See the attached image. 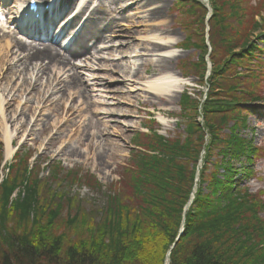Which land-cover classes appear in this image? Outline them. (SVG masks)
<instances>
[{
	"label": "trees",
	"instance_id": "trees-1",
	"mask_svg": "<svg viewBox=\"0 0 264 264\" xmlns=\"http://www.w3.org/2000/svg\"><path fill=\"white\" fill-rule=\"evenodd\" d=\"M210 1L215 10L209 21V54L205 5L175 0L184 19L179 24L188 32L183 48L199 53L198 60L183 62V72L195 74L205 85L207 54L212 64L206 102L183 97L182 137L165 138L152 129L135 138L139 152L121 173L122 182L131 178L132 190L116 191L115 185L104 206L91 212L83 210L80 201V210L70 207L64 214V201L77 207L79 201L52 191L49 185L56 171L50 170L53 179L47 182V177L39 176L40 165L31 168L29 156L17 155V163L9 167L8 178L0 185V264H54L61 261L60 255L64 264H165L168 250L170 264H264V257H256L264 249L263 192L252 193L233 179L239 171L235 164L243 158L249 165L241 175L251 180L254 162L261 156V148L240 137V131L248 129L247 104L264 100L263 51L252 42L254 34L264 30V0L250 8L244 5L246 0ZM200 115L203 127L197 119ZM203 150L204 166L197 175ZM222 168L227 174L219 172ZM209 169L213 171L207 174ZM66 172L75 185L101 191L91 177L79 179L75 172ZM197 177L200 186L186 211ZM17 189L20 195L24 190V198L11 200ZM42 189L48 198L44 197L45 203L40 200ZM184 221V235L172 250ZM62 227L76 228L75 240L64 237ZM67 240L68 245H61Z\"/></svg>",
	"mask_w": 264,
	"mask_h": 264
},
{
	"label": "bare ground",
	"instance_id": "bare-ground-1",
	"mask_svg": "<svg viewBox=\"0 0 264 264\" xmlns=\"http://www.w3.org/2000/svg\"><path fill=\"white\" fill-rule=\"evenodd\" d=\"M74 1L65 0L67 8L73 5ZM136 1L142 0H133L134 4L130 7L133 8L126 7L125 12L120 16L148 8L155 2V0H143L144 3L138 5ZM12 2L8 11L18 17L20 8L26 2L24 0H12ZM90 5L91 1L83 0L79 13L68 24L70 29L75 28L82 17L91 10ZM161 13V8L153 7L141 13L143 16L139 14L134 16L143 20L142 22L148 19L153 23L160 20ZM14 18L9 17L6 23L9 27L5 25L4 28H0V135L5 143L6 161L14 154L12 145L18 132H22L26 127L33 128L40 124L42 127L38 133L50 130L55 136L51 137L53 141L61 138L69 140L70 137L87 140L94 136L89 126L92 124V119L96 118L95 121L101 128H98L95 134L101 138L96 143L97 152L94 154V161L95 166L104 168L103 159L108 156L106 146L113 142L110 131L115 129L112 127H120L121 130L117 131L118 137L124 136L134 128L131 125L133 121L121 122L122 126H115V121L111 119L115 116L134 119L135 116L130 113L133 112V103L140 98L147 96L148 102L152 100L155 104L157 102L154 100H158V97L172 100L176 95H182L183 88L187 85L176 67L169 71L170 62L178 56L176 47L179 42L151 34L154 33L153 28L149 31L144 29L150 33L148 36L146 34L147 37L142 38L144 34L141 32L143 35L139 37L142 39L139 42L142 48L131 41H124L127 36H120L123 40H113L109 36L110 32L118 31L123 26L119 25L117 20L109 21L101 17L98 9L93 8L74 44L69 49H63L57 47L58 45L53 41H50L49 45L29 43L30 39L39 41L38 36L29 34L30 31L21 28ZM141 27L139 28L143 29ZM19 35L25 36L27 40L19 38ZM94 41L97 43L91 48L90 45ZM133 50L135 52H132ZM149 64L155 67L151 76H148L146 70ZM100 73L118 75L122 81H110L111 78L99 76ZM3 80L7 84H3ZM120 83L121 88L119 85L116 88V84ZM111 93L114 97H111ZM113 99L116 100L115 103H111ZM15 106L17 110L12 111V107ZM62 106L65 116L60 120L58 115L53 114H59ZM94 107L96 110H93ZM100 107L103 108L100 110ZM106 107L108 109H105ZM21 109L23 115L19 116L18 112ZM25 112L28 113V120L24 119ZM50 116H54V119L52 120ZM162 121L165 125V119ZM70 127L73 128L68 130ZM26 132L28 131L23 132L20 143ZM33 133L27 134V137L34 138L37 135L35 129ZM81 142L82 140L78 141ZM116 143L121 147L118 141ZM89 147L90 145L87 144L84 151L79 152L78 147L76 149L65 144L59 149L65 156V154L76 155L77 152L86 154ZM110 155L109 159L114 156L113 151Z\"/></svg>",
	"mask_w": 264,
	"mask_h": 264
},
{
	"label": "rangeland",
	"instance_id": "rangeland-1",
	"mask_svg": "<svg viewBox=\"0 0 264 264\" xmlns=\"http://www.w3.org/2000/svg\"><path fill=\"white\" fill-rule=\"evenodd\" d=\"M93 1L94 3H97V0H93ZM132 1L133 0H105V1L100 0L98 1V3L101 4L100 7L102 9V12L100 13L104 15L112 14L110 18L113 20L117 18V23L123 26L118 31L110 32L109 36L113 40H119V39L123 40L121 37L127 36V38H125L124 41H127V42L131 41V43L142 48L139 42L142 39H140L139 37L143 34L144 36H142V38L147 37L148 34L150 35L148 31L153 28L152 30L154 31V33H151V34H158L161 37L163 36L166 38H171V40L178 41L179 43L176 47L178 56L170 62L169 71L173 69V67H176L177 71L181 74L182 79L187 82V85L183 88V91H184L183 94L180 96L176 95V97H174L172 100H168L167 98L161 99L160 97H158V100H154L155 102H157V104L153 103L152 100L151 102H148L149 99H147L146 98L147 96H145L144 98H140L139 101H136L135 103H133L134 108H133V112L130 113V115L135 116L134 119L133 118L126 119V118H121L119 116H115L114 118H112L111 120H114L116 123V124L114 123L115 126L116 125L122 126V123L133 121L134 123H132L131 125H133L134 128L130 129L124 136L118 137L117 131L121 130L120 127L119 128L114 127L113 124H111L113 126L112 128H114L115 130L110 131V134L112 136L111 139H113V142L110 143L109 146H106V148L108 149L107 150L108 156L104 157L103 159L104 168L95 166V161H94V154H96L97 152L96 143L98 139L101 138V137H97V134H95L98 128H101L99 124L95 121L96 118L92 119V124H90L89 126L90 132H93L94 136H92L91 138L87 140L86 138L70 137L69 140L61 138V139H54L53 141L51 137L54 134L52 135L50 133V130L43 131L41 134L38 133L39 129H41L42 127L40 124H38L40 126L35 125V127L33 128L31 126L26 127L23 129L22 132L20 133L18 132V135L16 136V139L12 145V148H14V154L12 155L11 159H9L8 161H6L5 159V143L3 141V137L0 135V158H1L0 182L1 181L3 182L5 179L8 178L9 166L17 163L16 155L20 151L19 155L30 157L29 165L31 167H32V164H35V163H37V165H40L41 172L39 176L40 178L42 176L47 177V180H46L47 182L52 181L53 179L52 177L53 174H50V170L56 171L57 173L56 178L53 184L49 185L51 186L52 191H54V193H63L65 197L67 195L69 198L76 197L77 201H79L77 203L78 207L76 206L74 202H70L71 205L69 204L70 205L69 206L64 201V206L66 207L65 208L66 210L63 211L64 214H66V212L70 209V207L75 208V209L78 208V210H80L81 209L80 201L82 202L83 210H87L91 212V210L94 208L98 209L104 206L106 202V195L113 192L115 185H118L115 188L116 191L118 189L119 191H122L123 189L128 192H129V189L132 190L131 189L132 188L131 178L128 180V183L126 184L124 181L122 182L123 180L122 175L124 173L123 174L121 173L123 169L128 168L131 162L130 158H132V156H135L137 154L136 152H139L137 147L134 145L135 138H137L140 135L149 133V131L152 129L159 130L160 133L167 138L173 139L177 135L178 137H182V135H180L178 131L184 132V129L186 128L184 125L185 123L182 120L183 113H182V108H181L184 95H187V96L198 95L197 97L204 98L205 94L208 93L207 87L199 83L198 78L196 77L195 74H193L192 77L187 78V75L183 72L181 68L183 65V62H185L188 58H194L195 60H198L199 53H197L196 50L194 49L192 50L183 49V46L185 44V39L187 37L188 32H186L187 30H185L184 27H181L179 24V22L180 21L183 22L184 19L181 20L182 13L180 10H178V8H176L175 0H155L154 4H151L148 8H145L142 10L139 9L140 11L137 10L130 14L126 13L121 17L119 15V12H122V9L125 6H130L132 4ZM204 1H203V4L206 5ZM247 1L248 3L246 4ZM258 1L259 0H246L244 5L250 8L251 6H256V3ZM242 2L244 3L243 0ZM212 4L213 3L211 1L210 9L213 12L215 8ZM153 7H158L162 9V13L159 17L160 18L159 21H154L152 23L148 21L147 19V21L145 20V22H142L143 20H139L135 18L134 16L135 14L136 15L139 14V16H143V14L141 13ZM115 10L117 11V13L115 12ZM125 16H127V18L129 19L132 18L130 22H127L129 21V19L125 18ZM262 16L264 18V13L262 14ZM258 21H260V19ZM261 23L262 24L264 23V19L262 20ZM152 24H155V25L153 26ZM139 27L143 29H140ZM144 29L145 30L147 29L148 31H144ZM113 30H116V29L113 28ZM141 32L143 34H141ZM258 40L259 42H256V43H258L259 47L263 48L264 50V44H262V41H263L262 38ZM132 52H135V50H133ZM208 55L209 54H207V56ZM261 60H264V53L262 55ZM158 69H161V68L158 67ZM263 69H264V66L262 70ZM142 70L141 72L143 73L144 70L143 71ZM146 70L148 71L147 72L148 76H151L153 74L152 70H155V67L149 64L148 67H146ZM4 71H5V68H4ZM117 71L120 72L119 70ZM99 76L106 77L109 79L111 78L110 81H114V80L122 81L121 80L122 78L120 76L118 75L115 76L111 73H100ZM148 76L145 75V77H148ZM4 80L2 81V83L7 84V82ZM118 85L121 88V83L116 84V88L118 87ZM110 95L111 97H114L113 93H111ZM261 97L264 98V88L262 89ZM113 100L112 101L110 100L111 103L116 102V100L114 101ZM101 108L103 107H100V110ZM105 109H108V107H106ZM16 110H17V106L12 107V111H16ZM63 110H64V107L62 106V110H59V114H53V115H58L57 116L58 119L61 120L65 116V113ZM93 110H96V108L94 107ZM22 113L23 111L21 109V111L18 112V115L22 116L23 115ZM25 113H24L25 114L24 119L28 120V117H29L27 115L28 113L27 112ZM89 113H88V116H89ZM53 117L54 116H50L52 120L54 119ZM154 117L158 119V121L151 119ZM162 119H165V122H166L165 125L163 124ZM199 123L202 125V127L205 125L204 120H202ZM86 125L87 124H84V126ZM166 125L168 127H166ZM247 125H248V129L240 131L241 132L240 137H243L247 141H252L254 147H258V148L262 147L260 150V155L262 156L260 157L258 156V159L255 160L254 162L253 179L248 181L241 175L243 174L242 172L243 169L249 165V163L242 161L243 158L242 160H240L239 162L235 164V168L238 169L239 171L233 176V179H239L241 183H243L244 185L246 184L247 187L250 189V191L254 193L257 191H264V156H263L264 154V108L259 109V110H251V114L248 115ZM72 128L73 127H70L68 128V130H71ZM34 129L37 135H35V137L33 136L34 138H31L32 136L27 137V134L28 135L34 134L33 133ZM26 130L28 132H26L27 134L24 135L25 137H23L20 143L22 134H24L23 132H25ZM141 132H143V134ZM226 132L230 133L228 130ZM209 138L210 136L208 132H206L207 144L209 142ZM79 140H82V142L78 143ZM116 141L119 142L121 147H118V144L116 143ZM50 142L52 143L50 144ZM103 143H105V141H103ZM65 144L68 146L71 145V147L73 148L78 147V149H80L79 152L84 151L85 146L87 144L90 145V147L86 154L77 152L76 155L65 154L64 156L63 154L60 153L59 148ZM112 151L114 153V156L109 159L108 157L111 156L110 153ZM205 153H206L205 150H203L202 156L200 157L199 162H198L199 170L197 171V175L200 174L199 171H201L204 166L203 156L205 155ZM4 164L6 165L8 164V166L3 167ZM46 165H51V168L44 169ZM62 169L64 170V172H62ZM67 170L75 172V174L78 175L77 178L79 179H82L81 177H84L86 175L91 177L94 183L98 182L99 185L102 186L101 191H99L98 189L91 190L87 187L88 185L86 184H76L75 185L73 178L69 176V172H66ZM212 171H213L212 169H209V171H207V174H210V172ZM219 172L222 174V173H225L226 171L225 169L222 168V170ZM63 175H65L64 177L65 180L62 178ZM60 179L63 181L60 182ZM1 184L2 183H0V185ZM196 184H195L196 186L194 189L195 191H197L198 186H200L199 177H197ZM41 191H42V194H41L42 196L40 195L41 196L40 200H42L43 203H45L44 202L45 196H43L45 189H42ZM204 192L208 193L207 189H205ZM19 195H20L19 190L17 189L13 193L11 200H16L20 196H22V199H23L25 196L24 190H22L21 195L20 196ZM194 195H195V192H194ZM261 198H262L261 200L264 201V192ZM194 199H195V196H193L190 203L187 204L186 206L187 211L190 209ZM80 215H85V214L81 213ZM260 216L261 218H264V212L260 213ZM64 217L68 218L67 215H64ZM176 223L177 221L175 222V224ZM184 226H185V221L182 224V228L179 229L180 230L179 236L177 237L176 243H174L173 246L171 247L172 250L177 247V242L180 240V237L184 235V231H185V229L183 230ZM70 228L71 227H62L60 229V233H62L64 237H68L70 239L75 240L74 233L76 231V228H71V229ZM61 245H63L64 247L68 245V240L65 241L64 244H61ZM168 248L170 249V245L168 246ZM260 250L261 251L259 252V254H256V257L258 256L264 257V249L260 248ZM170 254H171V250H168V252L166 253V257H168V260H166L165 264H170V260H169ZM62 256L63 255H60L61 261H58V262L56 261V263L54 264H64V259L62 260Z\"/></svg>",
	"mask_w": 264,
	"mask_h": 264
}]
</instances>
